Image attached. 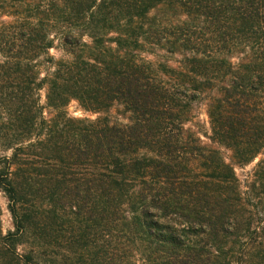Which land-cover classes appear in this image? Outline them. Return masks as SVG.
Wrapping results in <instances>:
<instances>
[{
	"label": "trees",
	"instance_id": "obj_1",
	"mask_svg": "<svg viewBox=\"0 0 264 264\" xmlns=\"http://www.w3.org/2000/svg\"><path fill=\"white\" fill-rule=\"evenodd\" d=\"M1 193L0 264H264V0H0Z\"/></svg>",
	"mask_w": 264,
	"mask_h": 264
},
{
	"label": "rangeland",
	"instance_id": "obj_2",
	"mask_svg": "<svg viewBox=\"0 0 264 264\" xmlns=\"http://www.w3.org/2000/svg\"><path fill=\"white\" fill-rule=\"evenodd\" d=\"M52 54L59 56L60 53L56 52V51H52ZM69 113L71 116L75 117V118H84V117H88V114H86L85 112H83L81 110V108L79 107L78 103L76 102H72L69 106ZM200 114H201V120H206V115H205V111L202 108L201 110H199ZM94 118V117H93ZM254 166V164L250 167H248L246 169V171H249L250 169H252V167ZM0 208H1V213H0V217H1V222H2V229L4 234H6L8 231L13 230L14 229V225H13V219L12 216L8 210V200L6 199V197L1 193L0 194Z\"/></svg>",
	"mask_w": 264,
	"mask_h": 264
}]
</instances>
